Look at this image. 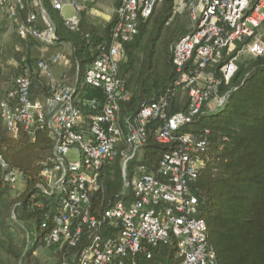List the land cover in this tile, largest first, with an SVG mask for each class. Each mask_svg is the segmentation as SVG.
<instances>
[{
  "label": "built area",
  "instance_id": "1",
  "mask_svg": "<svg viewBox=\"0 0 264 264\" xmlns=\"http://www.w3.org/2000/svg\"><path fill=\"white\" fill-rule=\"evenodd\" d=\"M164 1L118 0L110 42L96 47L95 58L83 74L84 84L100 89L105 97L100 112L89 116L87 122L76 107V87L68 85L64 75L55 78L51 73L52 67L69 66V58L61 52L36 63L39 81H49L47 97H34L31 70L26 66L0 101V117L10 135L16 137L23 129L34 137L36 131L47 129L54 141L51 166L44 164L41 171L45 182L41 191L58 195L59 212L52 231L44 238V248L76 247L84 240L78 264H126L128 257L139 253L149 258L150 249L160 246L176 248L181 264H218L191 191L207 142L178 130L194 117L217 113L225 106L229 92H221L220 87L228 85L240 58L264 56V0H175L174 13H185L191 24L189 34L171 48L177 74L174 85L186 93V110L169 116L165 100L143 102L135 117L121 124L119 104L131 97L119 73L126 60L124 46ZM28 2L0 0V20L14 22L20 38L55 45V25L39 0L32 1L34 8H40L38 14L31 12L18 22V13ZM48 2L64 26L76 32L81 15L92 12L89 6L94 0ZM67 6L72 15L64 17ZM90 105L95 107L94 102ZM154 122H158L153 130L156 142L173 144L174 148L152 174L139 161L146 128ZM122 142L124 149H120ZM72 152L75 160L68 157ZM119 155L121 190L97 219L90 214V196L99 186L102 166ZM133 161L136 164L129 169ZM0 183L14 193L24 186V175L1 155Z\"/></svg>",
  "mask_w": 264,
  "mask_h": 264
},
{
  "label": "trees",
  "instance_id": "2",
  "mask_svg": "<svg viewBox=\"0 0 264 264\" xmlns=\"http://www.w3.org/2000/svg\"><path fill=\"white\" fill-rule=\"evenodd\" d=\"M32 1L29 0L28 6L19 11L18 22H23L31 12L38 14ZM39 2L56 28L57 42L52 47L57 48L62 43L70 45L69 66L60 72L58 78L64 75L66 83L76 87V107L87 122L89 116L100 112L105 97L100 89L84 84L83 74L95 58L96 47L109 44L113 15L100 29L90 24L82 14L78 30L70 32L48 0ZM117 6L118 0L114 8ZM174 7L175 0H165L146 22L139 25L133 41L124 46L126 60L121 63L119 73L131 97L119 104L121 124L134 118L143 102L165 100L169 116L186 110L187 97H180V89L174 85L177 74L171 48L181 37L189 34L191 28L188 29L187 22L171 25L179 15L174 13ZM165 27L170 28L166 31L167 38L162 40L161 33ZM3 33L4 29L0 28V47ZM21 39L24 45L41 44L30 37ZM159 44L161 50L158 51ZM17 60L14 78L28 66L35 87L33 92L42 91L41 97H47L49 81L40 82L35 70L39 60ZM235 72L228 85L220 87L221 92H229L225 106L217 113L194 117L178 132L207 142L206 151L201 155L203 163L191 184V191L197 199V217L206 224V240L215 253L216 262L264 264V56L240 58ZM1 78L2 67L0 96ZM92 102L94 108L90 105ZM157 124L154 122L146 128L139 161L152 174L164 155L174 148L173 144L160 145L156 142L153 130ZM53 147L54 141L47 129L36 131L34 137L22 129L13 137L0 117V155L11 168L24 175V186L19 192L13 193L8 185L0 183V264H44L35 253L44 248V238L52 231L59 212L58 195H47L41 191L45 187L41 171L44 164L51 166ZM124 148L122 142L120 149ZM120 160L119 155L100 170L99 186L90 196L89 207L91 216L97 219L117 200L121 190ZM134 164L135 161L131 162L129 169ZM105 231L110 233L108 229ZM84 247L83 240L76 247L63 244L49 250L54 251L56 264H78V255ZM150 253L149 258L145 253H139L128 257L125 262L181 264L176 248L172 246L150 249Z\"/></svg>",
  "mask_w": 264,
  "mask_h": 264
},
{
  "label": "rangeland",
  "instance_id": "3",
  "mask_svg": "<svg viewBox=\"0 0 264 264\" xmlns=\"http://www.w3.org/2000/svg\"><path fill=\"white\" fill-rule=\"evenodd\" d=\"M116 0H94V2L89 6L92 9L91 13L85 14L86 20L90 22L93 26L103 29L106 21L110 20L109 18L112 16L114 11V3ZM40 8L37 7V11ZM72 15V9L70 7H65L63 9V16L69 17ZM58 15H55V19H57ZM175 21L171 23L174 25H183L186 22L189 24L188 29L191 28V24L186 17V14H179L175 17ZM54 19V20H55ZM57 21V20H55ZM170 25V27H171ZM170 27H165L163 32L161 33L162 40L167 37V30ZM0 28L4 29V33L1 35V47H0V69L2 67V92H1V100L5 97L7 92L12 89L13 81H14V72L15 68L18 64L17 58H21L25 60V58L31 59V61H38L40 58L48 57L51 54L61 52L66 56V58L71 59V48L68 43H62L57 45L56 47L45 46L43 44L38 45H24V41L20 37H18L16 32V24L14 22H10L6 19L0 20ZM26 42V41H25ZM157 50H161V44L157 46ZM52 70V68H51ZM180 97H186V93L180 90ZM42 91L35 92L34 97L37 99H41ZM69 159L75 160L76 155L72 152L68 155ZM22 190V187L19 191ZM18 191V192H19ZM14 193V192H13ZM57 250H55L56 252ZM54 251H50L46 248H39L35 255L41 259L44 264H56L55 256L53 255Z\"/></svg>",
  "mask_w": 264,
  "mask_h": 264
},
{
  "label": "crops",
  "instance_id": "4",
  "mask_svg": "<svg viewBox=\"0 0 264 264\" xmlns=\"http://www.w3.org/2000/svg\"><path fill=\"white\" fill-rule=\"evenodd\" d=\"M114 6H115V3H114ZM67 68L68 67L55 66V67H52L51 73H52L53 77L58 78V75L60 74V72L66 70Z\"/></svg>",
  "mask_w": 264,
  "mask_h": 264
}]
</instances>
